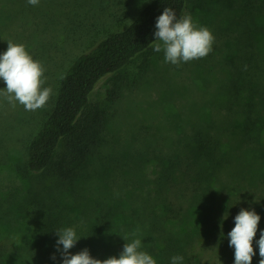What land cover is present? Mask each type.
<instances>
[{
  "label": "rangeland",
  "instance_id": "374dc122",
  "mask_svg": "<svg viewBox=\"0 0 264 264\" xmlns=\"http://www.w3.org/2000/svg\"><path fill=\"white\" fill-rule=\"evenodd\" d=\"M148 1L39 0L32 6L27 0H0L7 7L0 11V53L6 51L8 41L23 44L45 69L43 86L52 88L47 104L35 111H26L18 102L13 107L0 95V246L5 245L9 253H21L25 264H42L28 250L35 253L44 239L50 241L51 253H61L63 246L57 245L56 232L68 227L78 238L69 252L76 254L86 248L97 259L98 253L109 252L106 248L110 244L94 230L96 227L119 230L142 242L153 234L150 223L161 212L159 200L171 190L164 182L167 171L174 168L171 155L178 153L191 123L201 117L219 124L228 120L224 115L231 81L227 56L239 48L241 57L250 41L253 51H264V37L257 34L264 0H188L181 17L190 15L197 27L211 31L215 38L212 51L204 58L173 65L165 62L163 50L156 52L150 46L122 69L100 79L89 100L105 111L106 123L85 159L69 163L72 179H60L54 169L27 175L25 141L50 109L63 71L79 53L124 28ZM65 4H69L63 9L65 15H56L50 23L42 18L47 9L51 15L55 13L52 5L62 11ZM4 87L0 80V89ZM112 92L116 98L110 101ZM232 140L225 153L229 161L221 167L224 182L230 186L238 182L241 172L237 169L251 170L248 155V160L244 156L239 159L238 138ZM61 151L60 146L57 153ZM255 156L259 170L264 169L260 155L256 152ZM172 176L175 186L185 185L179 171ZM191 183L189 179L184 196L191 193ZM171 194L178 200V189L172 188ZM192 210L190 222H178L179 233L200 219L195 206ZM55 214L56 219H52ZM61 218L64 222L56 224ZM48 224L55 228L49 229ZM191 246L190 252L199 259L197 264H219V248L212 243L194 237ZM6 264L22 263L8 257Z\"/></svg>",
  "mask_w": 264,
  "mask_h": 264
},
{
  "label": "trees",
  "instance_id": "16d2710c",
  "mask_svg": "<svg viewBox=\"0 0 264 264\" xmlns=\"http://www.w3.org/2000/svg\"><path fill=\"white\" fill-rule=\"evenodd\" d=\"M187 1L149 0L133 17L131 26L128 23L124 28L108 33L88 51L75 56L58 81L50 109L41 119L38 128L25 141L24 170L27 175H38L54 169L60 179H72L73 172L68 165L85 159L87 152L99 141L106 123L105 111L89 100L95 85L100 79L122 69L134 57L150 48V43L155 40L156 18L165 7L172 8L179 18ZM67 7L69 4L62 6L61 11L52 5L55 13L51 15L52 11L47 9L46 12L43 11L42 18L50 23L55 20L56 15H65L66 11L63 9L66 10ZM3 8L7 7L0 2V11ZM260 16L262 22L258 24L260 31L257 34L263 38L264 8ZM251 46L250 41L249 48L243 49L241 57L239 48L227 56L231 63V81L225 95L228 100L224 106V115L228 118L226 124L201 117L199 121L191 123L190 132L179 143L178 153L171 155L170 162H173L174 168L167 171L164 181L171 190L167 191L168 194L165 193L164 199L159 200L161 212L157 219L153 218L150 223L154 233L148 235L144 242L141 241L139 249L151 255L156 264H172L173 256L183 258L178 264H197L199 259L190 252L194 237L205 239L219 248V264H234V248L229 247L227 235L235 226L232 211L238 213L248 204L252 205L247 209L254 210L260 216L254 242L259 239L260 231L264 230V169L259 170L255 159L257 152L261 163L264 162V51L256 53ZM210 95L212 97L214 93ZM115 98L116 94L112 92L109 95L110 101ZM224 131L230 135L224 136L227 137V142L222 135ZM232 138H238L239 159L244 156L248 160L247 155L249 156L251 170L246 172L245 168L237 169L241 172L237 176L238 182L230 186L224 182L221 167L226 160L229 161L226 154ZM232 142L234 143L233 140ZM60 146L62 151L57 153ZM176 171L182 175V184H188L189 179L192 182L190 194L184 196L185 185L181 188L175 186L177 181L172 175ZM172 188L179 190L178 200L172 198ZM241 198L248 201H239ZM193 206L200 219L196 224H190L192 226L189 230L186 228L184 233H179L178 222H190L188 218ZM56 217L55 214L51 218ZM62 222L63 218L56 224ZM48 228L55 227L48 224ZM94 230L109 239L110 245L106 248L109 252L98 253L101 260L110 256L118 258L124 244L133 240L132 236L122 234L119 230L111 232L106 227H96ZM53 234L54 232L49 235ZM37 246V249L32 246L36 249L35 253L28 251L35 254L42 264H62L61 253L50 252L53 248L49 240L44 239L43 243L40 242ZM253 249L255 255L251 264H259L257 243ZM8 257L25 264L21 253H9L6 246L1 245L0 264H6Z\"/></svg>",
  "mask_w": 264,
  "mask_h": 264
},
{
  "label": "clouds",
  "instance_id": "9594fccd",
  "mask_svg": "<svg viewBox=\"0 0 264 264\" xmlns=\"http://www.w3.org/2000/svg\"><path fill=\"white\" fill-rule=\"evenodd\" d=\"M36 6L39 0H27ZM129 21V26H131ZM155 40L150 43L153 50L164 52V60L173 65L206 57L212 51L214 36L207 27H197L190 15L177 17L176 12L165 7L156 18ZM45 69L43 65L32 58L25 46L19 43L7 42V49L0 53V80L6 87L0 89V95L15 107L18 102L26 111L43 108L52 95L51 87H44ZM260 216L251 209H241L234 217V227L228 232L229 247L234 248V264H251L255 255L253 239L256 235ZM57 245H62V264H156L147 252L140 251L141 240L133 239L125 243L123 251L106 259L93 258L88 249L71 254L78 240L73 228L68 227L56 232ZM259 247V264H264V230L260 231L256 241ZM59 250V249H58ZM55 259V257H53ZM172 264H178L183 258L173 256Z\"/></svg>",
  "mask_w": 264,
  "mask_h": 264
}]
</instances>
